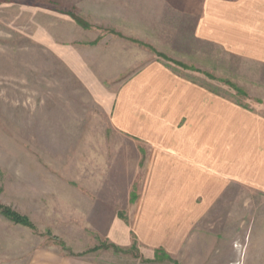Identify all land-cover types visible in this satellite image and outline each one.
<instances>
[{
  "label": "rangeland",
  "instance_id": "rangeland-1",
  "mask_svg": "<svg viewBox=\"0 0 264 264\" xmlns=\"http://www.w3.org/2000/svg\"><path fill=\"white\" fill-rule=\"evenodd\" d=\"M205 1L0 0V264H264V186L229 182L177 253L129 229L148 152L113 107L139 68L204 77L264 115V65L196 37Z\"/></svg>",
  "mask_w": 264,
  "mask_h": 264
},
{
  "label": "crops",
  "instance_id": "crops-1",
  "mask_svg": "<svg viewBox=\"0 0 264 264\" xmlns=\"http://www.w3.org/2000/svg\"><path fill=\"white\" fill-rule=\"evenodd\" d=\"M196 37L264 65V0H206ZM205 81L154 61L115 97L113 127L148 152L129 229L152 250L177 253L229 182L264 186V115ZM29 264L103 263L35 253Z\"/></svg>",
  "mask_w": 264,
  "mask_h": 264
},
{
  "label": "trees",
  "instance_id": "trees-1",
  "mask_svg": "<svg viewBox=\"0 0 264 264\" xmlns=\"http://www.w3.org/2000/svg\"><path fill=\"white\" fill-rule=\"evenodd\" d=\"M20 222H22V223H27V222H24V221H20Z\"/></svg>",
  "mask_w": 264,
  "mask_h": 264
}]
</instances>
